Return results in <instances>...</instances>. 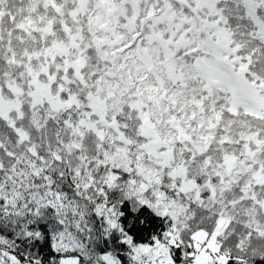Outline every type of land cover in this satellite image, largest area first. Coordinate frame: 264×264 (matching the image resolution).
Returning a JSON list of instances; mask_svg holds the SVG:
<instances>
[{
	"label": "snow or ice",
	"instance_id": "6c2138e0",
	"mask_svg": "<svg viewBox=\"0 0 264 264\" xmlns=\"http://www.w3.org/2000/svg\"><path fill=\"white\" fill-rule=\"evenodd\" d=\"M0 264H264V0H0Z\"/></svg>",
	"mask_w": 264,
	"mask_h": 264
}]
</instances>
